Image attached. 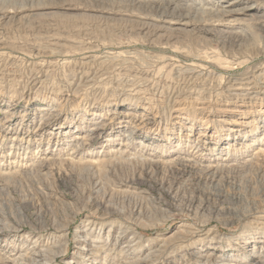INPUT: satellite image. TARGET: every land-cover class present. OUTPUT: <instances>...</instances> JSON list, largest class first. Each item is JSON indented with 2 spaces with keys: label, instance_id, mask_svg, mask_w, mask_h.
Instances as JSON below:
<instances>
[{
  "label": "rangeland",
  "instance_id": "374dc122",
  "mask_svg": "<svg viewBox=\"0 0 264 264\" xmlns=\"http://www.w3.org/2000/svg\"><path fill=\"white\" fill-rule=\"evenodd\" d=\"M158 1L0 0V264H264V0Z\"/></svg>",
  "mask_w": 264,
  "mask_h": 264
},
{
  "label": "bare ground",
  "instance_id": "6f19581e",
  "mask_svg": "<svg viewBox=\"0 0 264 264\" xmlns=\"http://www.w3.org/2000/svg\"><path fill=\"white\" fill-rule=\"evenodd\" d=\"M9 1V0H8ZM13 1H15V0H13ZM154 1V0H153ZM152 2V1H151ZM159 2V1H158ZM176 2V1H175ZM172 3H173V1L172 0H166L165 2H163V1H161V2H159V4H160V7H162V5H164L165 4V6H167V7H173V5H172ZM158 4V5H159ZM178 5V4H177ZM182 5V4H181ZM187 5V4H186ZM166 7V8H167ZM165 8V7H164ZM163 8V9H164ZM180 8H183V6H174V10L176 11L177 9H179L180 10ZM247 7H245V8H242V9H234L233 8V5H232V3H230V4H228L227 6L225 5V6H222V10H223V13H225V14H228V13H232L233 11H243V10H245ZM187 11H188V9H187ZM216 11V10H215ZM214 11V12H215ZM180 12V11H179ZM160 13V12H159ZM170 13V12H169ZM174 14H175V12H173ZM197 13V12H196ZM218 13V12H217ZM180 15V14H179ZM189 15H191V14H189ZM219 16V15H218ZM219 18V17H218ZM188 31V30H187ZM170 37V36H169ZM244 38H246L245 36H244ZM226 39V41L227 42H234V41H237L238 39H237V37L236 36H229V37H226L225 38ZM224 39V40H225ZM245 40H247V39H245ZM53 248V247H52ZM47 252V251H46ZM30 255H31V253H30ZM34 256H32V258H33ZM41 257V256H40ZM32 258H31V262L33 261L32 260ZM25 259V258H24ZM29 259V258H28ZM36 261V260H35ZM39 262V261H38ZM263 263H264V260H263ZM33 264H37V263H33ZM261 264H262V262H261Z\"/></svg>",
  "mask_w": 264,
  "mask_h": 264
}]
</instances>
